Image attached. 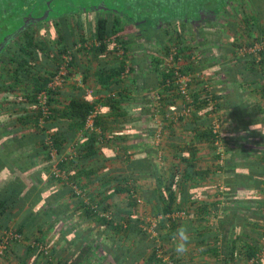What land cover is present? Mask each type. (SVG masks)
<instances>
[{
	"label": "trees",
	"instance_id": "trees-1",
	"mask_svg": "<svg viewBox=\"0 0 264 264\" xmlns=\"http://www.w3.org/2000/svg\"><path fill=\"white\" fill-rule=\"evenodd\" d=\"M54 1L0 0V243L4 234L20 236L0 259L15 264H36L41 258L48 264H128L130 257L135 262L142 259L147 253L140 246L147 235L142 217L134 211L138 200L131 183L145 176L155 182L147 199L158 219L156 231H164L159 241L171 245L152 243L144 264H188L172 249V234L181 224L187 230L196 224L203 228L195 231L193 242L207 263L249 264L264 248V108L239 98L241 85L232 76L238 74L246 86H255L264 100V47L256 55H243L246 70L224 71L231 87L213 94L200 73L215 67L209 75L218 77L225 56L220 47L211 50L215 46L203 34L190 33V46L184 20L188 23L207 4H219L220 10L230 6L238 19L234 24L252 39L247 46L261 40L264 23L244 0H199L193 8L185 0L182 10L174 13L171 9L180 5L179 0H145L147 7H138L132 15L109 8L106 0H56L57 8L68 6V11L54 14ZM175 25L178 29L172 33ZM127 26L136 31L131 39L124 38ZM40 30L56 33L54 52ZM143 30L148 35L138 34ZM234 41L236 56L244 45L239 37ZM76 46V53L84 52L95 63L81 71V82L93 83L95 92L86 96L79 88L65 100L60 89L47 86L64 55L71 56L68 76H75L70 71L78 65L71 52ZM169 59V66L163 67ZM175 73L191 76L189 102L178 92ZM42 92L46 117L38 104ZM223 110H231L237 130L245 136H232L222 152L214 119ZM61 120L67 123L62 132L57 126ZM109 126L116 136L106 134ZM253 128L258 130L251 134ZM123 131L139 132L140 142L132 150L117 143ZM158 137L162 142L155 143ZM149 140L154 142L146 143ZM199 148L211 152L209 162L199 157ZM159 162L166 164L161 172ZM117 163L127 165V170L115 167ZM210 186L217 192L207 198ZM114 197L125 198L126 207L110 212ZM217 212L221 218L212 222ZM177 213L183 217H172ZM183 218L189 222L182 223ZM81 219L99 230L101 244L91 239ZM65 248L69 252L61 257Z\"/></svg>",
	"mask_w": 264,
	"mask_h": 264
},
{
	"label": "rangeland",
	"instance_id": "rangeland-1",
	"mask_svg": "<svg viewBox=\"0 0 264 264\" xmlns=\"http://www.w3.org/2000/svg\"><path fill=\"white\" fill-rule=\"evenodd\" d=\"M71 1L75 2L76 0H71ZM97 1H99V0H97ZM116 1L117 2L120 1L121 3H117ZM143 1H144V3L142 5H136V4H134L132 0H126L125 2H123V0H106V3H108L107 5L111 9H118V8L121 9L122 8L123 10L126 11V13H129V14L132 15L133 14V11H135L138 7L139 8H142V9L145 8V7H147V2L145 0H143ZM155 1L158 2L160 0H154V2ZM172 1L175 2L177 0H172ZM179 1H180V5L179 6H176V8H172L171 9L172 10L171 13L172 12L174 13V11L177 10L178 8H179V10H182V7L185 6V4H184L185 3V0H179ZM196 2H199V0H190L189 3H186V4L190 5L191 6L190 8H193V7H195V3ZM55 3H56V0L52 3V6H51V9H53L52 10V13H54V14H59V13L66 14V12L68 11V9H67L68 6H62L61 5V6H59V8H57L56 5H55ZM151 3H153V2H151ZM245 3L247 4V7L250 8L251 10L253 8L252 5L255 4V2H253V1L251 2L250 0H248V2H245ZM184 10H185V8H184ZM241 13L242 12H241V9H240L239 16L240 17H243V14H241ZM235 14H236V12L232 9V7H230V6L225 7L222 10V12L218 15V21L215 22V24L213 25V27L215 28V30L212 31V32L210 31L208 33V31H206V29H210V27H212V26L211 25H209V26H203L205 28V31H204L203 35L210 34V33L211 34H213V33L215 34L216 33L217 36L219 37V39H221V38H223L224 34H227L229 32H233L232 34H234V31H235L236 35L243 36L242 32H240V30H238V28H237L236 25L235 26L233 25L234 27L229 25V22H231V24H232V22H234L235 20H237L236 17L234 16ZM144 16H145V14H143L142 17H144ZM35 19H36L35 17L32 18L33 21ZM191 19H193V18H191ZM191 19H189V20H191ZM49 25H50L51 28L53 27L52 24H49ZM185 28L188 31H185L184 34L185 35H187V34L190 35V38H188V41L190 43V46H194V43L193 42H190L191 41V34L189 32V28H187L186 26H185ZM236 28H237V30H235ZM177 29H178V26L175 25L173 27V29H172V33H174V31L176 32ZM40 31H41L40 32V35H42L40 37H43V35H44V38L48 41L49 46L50 47H53V51L52 52H54V49H55L54 48V44H55V41L57 39L56 38V33L54 35L51 31H48V30H47V33H45L44 30H40ZM125 31L126 32H124L125 33L124 38H126V39L133 38V35L136 33V31H133L132 29L128 28V26L125 27ZM63 37H64V43H67L68 40L66 41L65 34L63 35ZM150 40H152V43L151 44L152 45H155L154 43H155L156 40L154 38H151ZM77 48H79V47L76 46V47H74L71 50V52H73L74 54H76L77 55V58H78V65L76 66L75 69H72L71 68V71H70L75 76L72 77V76H68V74H67L66 75L67 77H66V80H65L64 84L59 88L60 89V92L62 94V99H65V100H66V98H68L69 96H71L72 94H74V92L76 90H78L79 88H83L87 92L86 93V96L87 95H90L91 96V95H93V92H95L94 91L95 88L93 87V83H91L89 81L90 83L88 82V84L84 85L81 82V80H82L81 71H83L84 68H86V65L92 67L93 65H95V63L94 62L92 63L91 62L92 59L90 58L91 56L89 57L88 55H84V52L76 53L75 50H77ZM168 63H169L168 60L165 61L163 63V67L164 66L166 67ZM181 63H182V61H179L178 66H181ZM12 68L13 67L8 68V69L11 70ZM43 70H50V68H48V67L45 68L44 67ZM75 72H78L79 74H77ZM201 80H202V82H204L207 85V87L210 90V92H212L213 94H215L217 92V91L215 92V90H218V89H215L214 91H213V89H211L212 86H214V85L217 84L216 79H214L212 77L211 78L210 77L208 78L206 75H204L203 79H201ZM217 85L220 87V84H217ZM96 99H97V96H93V99L92 100L95 101ZM174 106H176V108H178V109L181 107L179 101H176V105H174ZM168 111L172 112L174 115L177 114V112H178L177 110L172 109L169 106H168ZM132 119L129 118L128 120L130 121ZM141 119H142V121H144L145 120L144 116ZM156 122L157 123L160 122V119L158 117H156ZM214 123L218 127V130H219V132L221 134L220 139H219V142H218L219 143L218 145H219L220 150L223 152L224 151V148H225L223 144L229 143L228 138L231 137V136H237V134L239 132L237 131L236 133H234V131H236V129H237V127L235 126V122H233V124H229V121H225L224 118H221L219 116L215 117ZM151 124L153 125V123H151ZM110 127L111 126H109L107 128V133L106 134L108 136H110V137L111 136L112 137L113 136H116V135H113L112 132H110ZM155 128H158V127H155ZM111 129H112V127H111ZM138 133H139L138 131H134V132H131V131L130 132L129 131H123L122 134L118 136L119 139H117V143L120 142V143L126 145L127 148H128V150H132V146L134 145L135 141L138 140V137H139L137 135ZM123 136H124L125 140H123ZM159 138L160 137L156 138L155 143L162 142L161 140H158ZM151 142L153 143L154 141L153 140H149L146 143H151ZM210 153L211 152H209V150H208V152L205 153L206 156H204V155L203 156L208 158V156H209ZM225 156L226 155L224 153L223 156H222L223 159L226 158ZM203 159H205V158H203ZM54 160L58 161V159L55 156H54ZM204 161L209 162V160H207V159H205ZM114 166L115 167H118V168L120 167L121 169L124 166V170L125 171L127 170V165H124V163H117ZM158 166L160 167V172H161V171H163L162 168H164L166 166V164H163V163L159 162V165ZM94 167L97 168V165H94ZM166 177H167V173L165 174V176H164L163 179H166ZM131 184H133L135 186L134 187L135 190H134V193L133 194H134V197L138 200L137 203H136L137 206H136V208H135L134 211H136V214H138L140 217H142L143 222H144L142 225H143V228H144V230L146 232V235H147L146 236L147 237V242L146 241L143 242V245L144 246L141 245L140 246V249L144 250V252H146V253H149L150 252V247L152 246V243L159 241V239H160L159 233L163 234V232H164V231H161V232L158 233V231H156V228H158L157 227L158 219L153 215L152 208L148 204V199H147L149 192L155 188V182L151 178L143 176V177L137 178ZM220 185H221V183H220ZM223 187L224 186L222 184L220 186V189L218 191L219 192L220 191L222 192L223 189H224ZM85 191L86 192H90L89 189L87 191V188L85 189ZM206 191L207 190H204L200 194H204V193H206ZM215 192H217L216 189L214 187H211L210 186L209 187V191L207 192V196H208L207 198H211V196ZM112 202H113L112 204L114 206L112 205V208L110 209V212H112L115 209V207L116 208H120V207L125 208L126 207V203H127L125 198H120V197H114V199H113ZM219 213L220 212H217V215ZM110 214L111 213H109V215ZM251 219L252 218H250L248 221H250ZM179 220L183 223V222L188 221L189 219L187 220V219L184 218V219H179ZM78 222L82 224L83 229H87V232H90L91 233V239L93 241H94V239L97 240V246H98V244H101L100 241L98 240V236H99L100 233H98L99 230H97V228H95L91 223H88L84 219L83 220L81 219ZM102 235H103V233L101 234V236ZM54 242H55V240H53L51 242V245H53ZM162 242H163V244H167V241H162ZM162 242L160 240L159 241V244L163 245ZM145 244L148 245V248H147V246ZM68 252H69V250L67 248H65V251H63V253H61V257H62V255H63V257L66 256L68 254ZM8 256H10V257L13 258V256L11 255L10 252H9ZM6 260L0 259V264H11V261H9V259H6ZM139 260H141V259H139ZM139 262H141V261H139ZM36 264H48V263L45 262V259L44 258H41V259H38V261H37Z\"/></svg>",
	"mask_w": 264,
	"mask_h": 264
},
{
	"label": "crops",
	"instance_id": "crops-1",
	"mask_svg": "<svg viewBox=\"0 0 264 264\" xmlns=\"http://www.w3.org/2000/svg\"><path fill=\"white\" fill-rule=\"evenodd\" d=\"M245 2H248V0H244ZM251 2L253 1V2H255V4H253L252 5V14H254V15H256L257 16V18H258V20L260 21V23L261 22H263L264 23V0H250ZM213 5H215V4H207V5H205L204 6V9H206V8H208V7H212ZM227 7V6H226ZM222 10H220V12H221ZM238 20V19H237ZM236 21V20H235ZM239 23V22H238ZM213 25L214 24H212L211 26L212 27H210V29H206V31H208V33L211 31H214L215 30V28L213 27ZM229 25L230 26H235L236 24H234V22L231 24V22H229ZM233 26V27H234ZM237 26V25H236ZM237 28H238V30H240V32H242V30H241V28L239 27V26H237ZM237 28L235 29V30H237ZM204 31H205V28H202V30H200V32L198 33V35H201V34H203L204 33ZM235 32V31H234ZM232 33L233 32H229V33H227V34H224V36H223V38H221V39H219V37L216 35V34H205L204 35V37L206 38V41L208 42V43H211V44H213L215 47L213 48H211V50H213V51H215V48H218V47H220L221 48V51H222V56L224 55L225 56V58H224V60L223 61H221L220 60V66H219V69H220V72H219V74L220 73H222V74H220L218 77H216V76H212V75H209L211 72V70H213V68H215V67H210V68H208V69H206V70H202L201 71V73L200 74H203V75H205L206 74V76L209 78H214V79H216V81H217V84H220V87L216 84V85H214V86H212L211 87V89H213V91L215 90V89H218V90H215V94H219V93H224V90H226V89H230V79H227V75L225 74V72L224 71H228V70H235L236 68H238V70H246V69H243V67H244V65H243V61H242V59H244V58H242L243 56L242 55H239V54H237L236 56H235V50H234V47H233V44H232V42H235L234 40H235V38H240L241 39V41H242V44L243 45H245V46H247L248 44H250L252 41V39L251 38H246V36L244 35V36H239V35H232ZM243 34V33H242ZM218 51L216 50V53H217ZM193 59V58H192ZM105 60H107V59H104V60H101L102 62L103 61H105ZM110 60V59H109ZM237 60V61H236ZM110 62H111V60H110ZM219 64V63H218ZM242 72H244V71H242ZM208 73V74H207ZM257 74V76H256V79H259L260 77H261V75H260V73L259 72H257L256 73ZM232 79H235L234 80V82L236 81V84L237 85H241V88H238V90H239V92H241V94H242V96H239V98H242L243 99V101H247L248 102V104H260V106H263V108H264V101L263 100H260V98H258V96L256 95V87L255 86H250V87H248V86H246L244 83L246 82V81H241L240 80V76L238 75V74H236V75H233L232 76ZM215 81V80H214ZM248 81H250V79L249 80H247V82ZM258 86V85H257ZM254 87H255V89H254ZM255 90V91H254ZM263 103H262V102ZM229 114H231V110L230 111H228V110H223L222 112H220L219 113V117H221V118H224L225 119V121H229V124H233V122H235V119H233V117L232 116H230ZM262 119V118H261ZM262 121V120H261ZM66 122L65 121H58L57 122V126H58V128L60 129V132H62V131H65L66 130ZM236 127H237V124L235 125ZM254 130H252V132H251V134L257 129V128H253ZM258 130V129H257ZM238 130L236 129V131H234V133H236ZM239 133L237 134V136H245L242 132H240V131H238ZM220 136H221V134H220ZM256 136H258L257 134H256ZM176 139H180L181 138V135H180V132H176ZM232 138V136L231 137H229L228 138V141L230 140ZM232 140V139H231ZM178 141V140H177ZM140 142V139H138V140H136L135 141V143L134 144H137V143H139ZM251 142H249V144H250ZM251 145V144H250ZM249 146V145H248ZM260 148V147H259ZM128 149V148H127ZM200 150H202L201 148H199ZM206 152H208V150L207 149H203L201 152L199 151V157H201V158H205V159H207V157H204V156H206L205 155V153ZM210 152V151H209ZM204 155V156H203ZM210 155V154H209ZM208 158H209V156H208ZM205 159H203V160H205ZM208 160V159H207ZM200 184V183H199ZM195 199H200L199 197L198 198H195ZM209 218V217H208ZM207 218V219H208ZM219 218H221V215H220V213L217 215V213H215L214 214V219H211V220H216V219H219ZM184 219V218H183ZM195 218H192V220H194ZM187 222V221H186ZM196 222V221H195ZM209 223H210V219H209ZM200 224H196L195 226L193 225H191L190 226V228H189V230H188V233H189V235H190V237H191V239H190V242H189V245H188V247H189V250H188V252L186 253V254H184V255H177V253H176V255L178 256V258L179 259H181V262L182 263H188V264H212L211 262L210 263H207L208 262V259L206 258V257H202V256H199V250H197V248L195 247V245H194V242H193V240H195V231L196 230H199V232H201L202 230H203V228L202 227H200L199 226ZM57 242H59V241H56V243ZM104 243V242H103ZM142 245V244H141ZM171 245V244H170ZM170 245L169 244H167V246H169L170 247ZM143 246V245H142ZM173 248L172 249H174V246H172ZM142 250V249H141ZM149 253H147L141 260H137L136 262L134 261V259H133V257L131 258H129V260H128V264H144V262H145V260L147 259V255H148ZM189 259H192V261H189ZM139 261H141V262H139ZM15 262L16 261H12L11 262V264H15ZM17 264V263H16Z\"/></svg>",
	"mask_w": 264,
	"mask_h": 264
},
{
	"label": "built area",
	"instance_id": "built-area-1",
	"mask_svg": "<svg viewBox=\"0 0 264 264\" xmlns=\"http://www.w3.org/2000/svg\"><path fill=\"white\" fill-rule=\"evenodd\" d=\"M264 47V35L261 37V40L259 42H255L249 46H242L238 53L239 55H245V54H250V55H256V53L260 50H262ZM71 60V56L70 55H64L63 56V62L59 67V71L54 75V77L50 80V82L48 83L47 89L48 90H57L59 89L65 82L66 80V75H67V71H68V63ZM170 64V59L168 60ZM167 64V66H169ZM175 75L177 76L176 78V83L178 86V92L181 96L182 99H184L186 102H189V98H188V89H187V84L190 82L191 76H186V77H181L178 76V73ZM206 86V85H205ZM207 87V86H206ZM38 104L41 107V110L43 112V116L46 117L48 115V109L46 106V93L42 92L41 94H39L38 96ZM186 109L183 110L182 114L186 115ZM93 118H94V114H91L88 118H87V127H92V122H93ZM156 120V118H155ZM160 124V122H158V125ZM214 132H216V130L218 129V127L215 125L214 127ZM52 156L55 155V152L52 151ZM54 172L56 174H58V171L55 169V167L53 168ZM172 217H183L182 213H177L174 214ZM20 240V236L16 235V234H12V233H8V234H4V237L0 243V255L3 253V251H5L6 246L10 243V242H17ZM44 250V254H47V251L45 249ZM264 260V248L262 249L261 253L259 255H257L255 257V259H251L249 264H255L257 262V260Z\"/></svg>",
	"mask_w": 264,
	"mask_h": 264
},
{
	"label": "flooded vegetation",
	"instance_id": "flooded-vegetation-1",
	"mask_svg": "<svg viewBox=\"0 0 264 264\" xmlns=\"http://www.w3.org/2000/svg\"><path fill=\"white\" fill-rule=\"evenodd\" d=\"M218 6L219 4H215L212 7L200 10L199 12H197V15L193 19L189 20L188 23L186 20H184L185 26L189 28V32L197 36L200 30L204 28L203 26L215 24V22L218 21V15L222 12H220V8ZM141 33L144 35H148L146 30L138 32V34Z\"/></svg>",
	"mask_w": 264,
	"mask_h": 264
},
{
	"label": "clouds",
	"instance_id": "clouds-1",
	"mask_svg": "<svg viewBox=\"0 0 264 264\" xmlns=\"http://www.w3.org/2000/svg\"><path fill=\"white\" fill-rule=\"evenodd\" d=\"M190 235L187 227L183 224L178 226L172 234V243L177 255H184L189 250Z\"/></svg>",
	"mask_w": 264,
	"mask_h": 264
}]
</instances>
